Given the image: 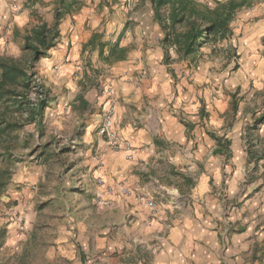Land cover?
Listing matches in <instances>:
<instances>
[{
	"label": "crops",
	"instance_id": "0c3cea01",
	"mask_svg": "<svg viewBox=\"0 0 264 264\" xmlns=\"http://www.w3.org/2000/svg\"><path fill=\"white\" fill-rule=\"evenodd\" d=\"M241 1L229 21L235 66L220 69L212 90L204 84L208 65L181 58L151 0H75L64 10L57 45L36 66L50 102L42 135L35 122L34 131L54 155L74 156L70 174L104 192L113 203L106 209L120 211L144 254L140 264H264V122H254L264 113V0ZM28 15H15L17 31ZM3 39L0 55L21 59L24 40L22 50L12 42L4 51ZM81 64L90 68L77 79ZM226 89L239 90L234 110ZM110 104L132 159L108 150L99 133ZM61 140L74 142L73 151L64 143L56 149ZM120 182L130 194L120 193ZM142 194L154 197L155 211Z\"/></svg>",
	"mask_w": 264,
	"mask_h": 264
},
{
	"label": "rangeland",
	"instance_id": "374dc122",
	"mask_svg": "<svg viewBox=\"0 0 264 264\" xmlns=\"http://www.w3.org/2000/svg\"><path fill=\"white\" fill-rule=\"evenodd\" d=\"M55 1H7L9 15L0 37H4L8 46L3 50L7 51L12 42L16 50H22L25 29L40 20L53 22ZM205 2L213 6L216 0ZM16 3H20V9L13 8ZM24 10L29 12V22L17 31L12 22L15 15ZM233 36V28L228 24L224 38L203 45L189 57L181 56L184 60L189 58L194 68L202 63L208 65L210 76L204 84L211 90L218 84L220 69L224 65L226 68L235 66L233 57L237 54L229 41ZM80 66L82 70L77 68L74 75L77 79L84 78L89 67ZM80 71L82 78L78 75ZM230 91L226 89L225 95L231 96L229 108L234 110L239 103L240 96L236 95L239 90L236 94ZM211 94L215 96L216 92L211 91ZM32 97L35 98V94ZM28 133L38 137L33 124H26L18 133L12 161L0 156V168L9 170L5 177L8 173L11 176L0 192V264H140L144 254L136 246L138 240L128 235L120 211L106 209L113 203H99L101 198L106 199L104 192L97 191L96 185L84 188L78 175L70 174L69 165L74 156L54 155L51 144H45L48 139L29 140ZM62 143L67 146V153L73 151L74 142L70 140H61L56 149L64 147ZM3 151L0 145V155ZM17 175H21L19 182L14 181ZM97 184L101 185L98 181Z\"/></svg>",
	"mask_w": 264,
	"mask_h": 264
},
{
	"label": "trees",
	"instance_id": "16d2710c",
	"mask_svg": "<svg viewBox=\"0 0 264 264\" xmlns=\"http://www.w3.org/2000/svg\"><path fill=\"white\" fill-rule=\"evenodd\" d=\"M74 1L59 0L53 22L40 20L25 29L21 59L0 55V145L4 149L0 156L7 161H12L18 133L26 124L35 122L42 135L50 93L36 66L57 45L64 10H70ZM151 2L158 21L166 30V40L183 57L197 53L203 45L215 42L219 37L224 38L232 13L243 4L241 0L216 1L215 6L199 0ZM255 121L264 122V113ZM8 171L0 168V192L10 181V174L4 175Z\"/></svg>",
	"mask_w": 264,
	"mask_h": 264
},
{
	"label": "built area",
	"instance_id": "2783aa9c",
	"mask_svg": "<svg viewBox=\"0 0 264 264\" xmlns=\"http://www.w3.org/2000/svg\"><path fill=\"white\" fill-rule=\"evenodd\" d=\"M16 9V5L13 7ZM1 40V37H0ZM2 46L6 48L8 46V42L3 39ZM78 70H82L81 66L78 68ZM80 77H82V72L80 71L78 74ZM115 111L112 104H110L105 113H104V121L99 129L100 135L105 139L106 146L108 150L114 151V152H121L124 150L126 153V157L128 159L133 158V152L134 148L129 140L123 139L120 134L115 129ZM98 182L103 185L104 181L102 179H98ZM119 191L122 195H128L131 193V189H129L124 183H119ZM140 200L142 201L143 205L149 208L152 211H155L158 208L157 201L154 199V197H151L149 195L142 194L140 195ZM123 202V199H120V203ZM100 204L109 205L112 203L109 199L101 198L99 200Z\"/></svg>",
	"mask_w": 264,
	"mask_h": 264
}]
</instances>
